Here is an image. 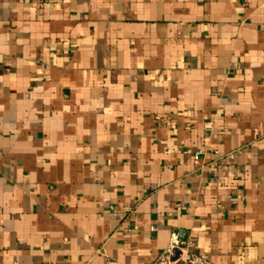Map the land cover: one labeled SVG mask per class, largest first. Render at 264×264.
Listing matches in <instances>:
<instances>
[{
	"label": "crops",
	"instance_id": "0c3cea01",
	"mask_svg": "<svg viewBox=\"0 0 264 264\" xmlns=\"http://www.w3.org/2000/svg\"><path fill=\"white\" fill-rule=\"evenodd\" d=\"M175 232L264 264V0H0V264Z\"/></svg>",
	"mask_w": 264,
	"mask_h": 264
},
{
	"label": "built area",
	"instance_id": "2783aa9c",
	"mask_svg": "<svg viewBox=\"0 0 264 264\" xmlns=\"http://www.w3.org/2000/svg\"><path fill=\"white\" fill-rule=\"evenodd\" d=\"M154 230V228H152ZM178 233H172L173 243L171 248L164 253L159 254L151 264H176L182 261L183 264H214L208 257L197 251L189 242H180ZM178 249L181 253L176 261L170 260V253L173 249Z\"/></svg>",
	"mask_w": 264,
	"mask_h": 264
},
{
	"label": "water",
	"instance_id": "95a60500",
	"mask_svg": "<svg viewBox=\"0 0 264 264\" xmlns=\"http://www.w3.org/2000/svg\"><path fill=\"white\" fill-rule=\"evenodd\" d=\"M180 255H181V253H180V251L178 249H176V248L173 249L171 251V253H170V260L174 262V261L178 260V258L180 257ZM176 264H183V263H182V261H179Z\"/></svg>",
	"mask_w": 264,
	"mask_h": 264
}]
</instances>
